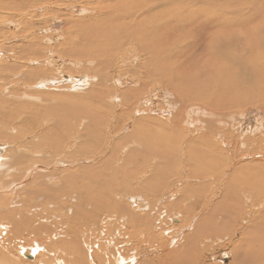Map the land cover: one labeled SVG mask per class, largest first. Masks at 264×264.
<instances>
[{
	"label": "rangeland",
	"instance_id": "obj_1",
	"mask_svg": "<svg viewBox=\"0 0 264 264\" xmlns=\"http://www.w3.org/2000/svg\"><path fill=\"white\" fill-rule=\"evenodd\" d=\"M55 1L50 0L51 5H41L33 10L27 9L28 0H0V24L3 15H14L12 26L0 25V112L6 122L18 127L27 116L30 117L34 113L37 125L27 131L21 129L19 135L24 134L23 140H30L31 144H36L38 148L49 145L42 142V139L52 140L53 149L58 150L56 157L62 160L54 162V167L51 168L55 169L52 181L45 183L44 190H47L58 182L53 188L54 193L50 195L49 191H44L40 186L25 195L19 194L21 190L17 189V203L14 206L22 212L27 211L25 215L30 219L32 214L29 215V211L43 206L42 213L45 215L47 226L42 229L48 233L49 241L43 240L44 233L36 234L35 229L40 228L37 223L27 221L28 226L17 231L11 222L0 219V224L4 225L2 230L0 229V264L51 263L57 259H62L66 264H90L86 261V249L83 244L90 247L96 240L97 243L110 241L111 247L117 252L131 256L133 264H264V249L262 250V244L258 242L262 234L257 232V228H253L263 220L258 218L261 207L257 206V203L251 204L250 208L245 206V210L241 211L232 209L233 222L231 217H228L225 220L228 224L224 225L228 229L220 231L218 227L222 219L224 221L229 215L225 213V209L220 210L223 205L230 203L224 204L223 201L226 190L224 184L215 179L208 183L207 189L202 192L207 200L204 207L195 187L197 182H188L183 188L186 175L201 172L206 166L205 158L200 163L196 162L200 160L199 154L205 153L202 145L189 144V138L209 132L202 126L207 117L201 113V104L194 99V93H200L203 100L206 98L208 105H213L216 101L208 99L213 90L207 87L217 88L216 73L210 76L208 85L204 86L206 77L199 78L188 66V44L166 55L168 64L172 65L173 57L180 63L177 68L172 65L167 76V80L172 83L170 89L165 86L163 80H147L143 75L145 52L139 50L125 32L120 34L114 48L104 49L110 50L105 57L89 59L84 63L83 59L64 56L63 52L67 46L62 39L61 30H64L65 24L62 13L72 11L73 17L82 18L88 12L95 11H91L94 8L84 2L83 6L80 2L77 3L80 8L76 11L53 4ZM223 1L232 0L217 1V4L221 5ZM244 2L246 4L249 0ZM255 6L253 12L246 11L249 4L241 12L242 23L246 16H251L248 17L249 20H245V28L249 31L255 23L258 24L263 19L264 3L257 0ZM20 10L22 13L17 14L16 11ZM31 11H35L36 15H29ZM27 24L32 27L23 29ZM175 25H178L177 22ZM204 28V21L191 22L184 25L181 31L176 29L175 33L179 34L180 38L181 33L190 32L198 34L199 39ZM229 30L236 32L238 26H232ZM11 31H16V34L8 33ZM1 34L7 35L4 40ZM36 34L45 38L34 40L40 37H36ZM45 40H51V45ZM47 45L48 50H44ZM27 48L32 51L28 52ZM36 50L39 52L36 53ZM105 60L110 61L109 67L101 68L96 65L97 61ZM34 70L42 74L34 82L23 86L24 82L21 81L27 78L24 74L32 76ZM103 76L107 77L108 83L99 86ZM154 76L155 74H152V77ZM39 78L52 82L45 87L38 84L35 87L34 83L39 81ZM76 84L80 85L78 91L75 90ZM126 90L128 92H125ZM176 91L183 95L184 99L178 98ZM31 93L35 100L27 101L22 98V95ZM173 95L180 104L173 98H167ZM48 101L53 105L44 104ZM47 106L54 109L48 110ZM7 109L14 111L12 115ZM261 110L263 108L258 103H249L237 108L232 106V109L222 113L208 111L212 114H227L220 126L213 127L219 128L220 132L215 136L206 135L215 137L213 140H220V146L226 152V164L220 166L224 170L223 176H226L230 166L237 162L239 165L260 164V168H255L264 171V166L261 165H264V112ZM156 119L169 126L161 128L164 123L155 122ZM227 119L230 121L227 122ZM172 121H178L179 126ZM55 126L58 128L57 136L46 132L49 127ZM255 128L260 131L253 138L252 131ZM166 129H171L172 132L167 133ZM241 132L244 133L243 136H240ZM149 136L156 144L150 142ZM246 137L249 139H244ZM167 139L176 145L172 150L157 145L166 143ZM128 143L137 147H130ZM3 146L0 156L6 157L8 147L14 145ZM104 160L110 161V165L98 167V162L102 164ZM99 168H106V173L99 176L101 184L95 185V178L89 177V169L94 172L96 169L99 171ZM221 169L218 168L217 171ZM80 171L84 174L86 183L83 188L77 187L73 178H70L74 172ZM40 173L41 171L35 172L37 176ZM180 174H184L182 179L178 177ZM110 175H113L117 183V190L130 192L127 193L129 198H116L118 215L109 219V225L98 235L79 234V229H86V232L90 233L88 228L92 230V223L99 214L97 212L91 220L84 215L91 210L86 206L92 201L90 188L97 190L102 198L106 192L105 183ZM236 188L237 185L230 186L231 190ZM38 190L42 191L46 198L40 199L36 193ZM3 193L5 191L1 194ZM66 193L75 194L67 200L74 209L71 215L60 210V203L66 205L67 199L60 194ZM79 197L87 203L84 205ZM261 197L264 198V194ZM22 201L23 205L20 203ZM133 207L143 208L133 215ZM206 210L210 212L208 231L195 235L200 216ZM48 217H53L56 222H49L46 219ZM74 218L81 219L83 224L81 221L76 224ZM50 224L56 225L55 231L49 228ZM62 226H65L67 233L57 234L56 231ZM258 228L259 232L264 230L261 226ZM63 234L66 236L60 237ZM72 239H76L77 246L73 250L60 245ZM35 245H40L37 247L42 249L35 252L31 259L22 255V248ZM172 253H175L174 259L169 256ZM235 254L236 257L241 256L237 262L234 260Z\"/></svg>",
	"mask_w": 264,
	"mask_h": 264
},
{
	"label": "bare ground",
	"instance_id": "obj_2",
	"mask_svg": "<svg viewBox=\"0 0 264 264\" xmlns=\"http://www.w3.org/2000/svg\"><path fill=\"white\" fill-rule=\"evenodd\" d=\"M217 1L221 0H56L53 4L77 11V9L80 8V5L77 3L80 2L83 6L84 2V4L94 8L91 11H95V13L88 12V14L82 18L73 17V14H71L73 13L72 11L71 13L69 11L62 13V18L65 20L64 30H61V32L63 31L62 39L63 43L67 46L66 50L63 52L64 56L83 59L84 63L89 59L105 57L116 45L120 34L125 32L133 39L134 45L137 46L139 50L145 52L143 58L145 68L143 71L144 78L150 81L157 79L161 82L163 80V83L169 89L172 84L167 80L169 71L172 65L177 68L180 63L173 57L171 59L173 61V63L171 62L172 65L168 64L166 55L168 52H176L182 49L184 45L187 46L190 44L188 66L195 71V74L199 78L206 77L203 81V85H208L212 74L216 73L215 76L218 77L216 89H213L212 86L207 87L213 90L210 93V98L208 97L210 101H216L213 105H208V101L206 98L203 100L200 93H194V99L201 104V113L204 117H207V120L202 123V126L204 125L205 129L209 131L207 132L209 136H215L220 130L219 128H213L214 125L220 126L222 120L227 116V114L219 115L215 113H222L232 109V106H236L237 108L249 103H258L263 108L261 112H264V12L262 16L263 19L258 24L255 23L254 27L251 26L252 29L249 31L245 28V20H249L248 17L251 16H246L244 23H242L241 19L243 15H241V12L248 4L249 7L246 11L253 12L256 9L255 2L257 0H249L246 4L244 0L223 1L221 5H218ZM259 2L263 4L264 0H259ZM28 3L27 9L33 10L41 5H51L50 0H28ZM16 12L17 14L22 13L21 10ZM34 13L36 12L31 11L29 15H36ZM74 14L76 15V13ZM199 21H204L205 23V28L200 32L201 35L199 39H197L198 34H190V32H186L185 34L181 33L179 38V34L177 35V33H175L176 29L181 31L184 25ZM176 22L178 25H175ZM12 24H14L13 14L3 15L1 17L0 25L12 26ZM232 26H238V30L236 32L230 31L229 28ZM26 27L31 28L32 26L27 24L23 29ZM8 33L15 35L16 31ZM1 36L4 40L7 35L1 34ZM35 36L39 37L40 35L36 34ZM41 38L45 37L40 36L34 40H40ZM45 41L50 45L52 43L51 40ZM185 42L187 43L185 44ZM194 43L196 46H194ZM48 47L47 45V49L44 48V50H48ZM109 47L110 50H104ZM26 50L28 52L32 51L31 48H27ZM38 52L39 51L36 50V53ZM109 64L110 61L107 60L96 62V65L101 68L109 67ZM83 66L86 67L85 64ZM72 72L75 71L72 70ZM41 74V72L38 73L35 72V70L32 76L24 74L27 78L21 81L24 82L22 85L26 87L28 84L34 82ZM152 74H155V76L152 77ZM75 80L79 81L80 79ZM51 82L52 81L39 78V81L35 82L34 85L35 87H37V84L45 87ZM102 83H108L106 76L102 77L99 86H103ZM118 83H120V80ZM75 87V90L78 91L80 85L76 84ZM125 92H128V90ZM175 95L180 99H184L183 95L177 91ZM22 98L27 101L36 99L33 93L24 94ZM167 98L175 99L174 95L172 97L168 96ZM44 104L53 105L50 101ZM47 107L46 109L48 110L54 109L49 106ZM7 111L11 112V115L14 112L10 109H7ZM208 111L215 113H208ZM16 114L18 113L16 112ZM3 117V113L0 112V119L2 120L0 123V134H2L0 136V152L3 151V145L12 144L14 146L8 147V155L6 157L0 156V212H2V214H0V219H6L11 222L17 231L26 228L28 222L37 223L40 228L35 229L37 231L36 234L40 232L44 233L43 240L49 241L48 233L42 229L47 226L45 215L42 213L43 206L29 211V215L32 214V219L25 215L27 211L22 212L20 208L14 206L17 203V189H20L21 192H19V194L23 195H25L26 192L39 189V186L44 190L45 183L49 184L52 181L51 177L55 173V169H51L54 167V162H62V160L56 157L58 156L56 152L58 150L53 149L52 140H48L47 138L42 139V142L48 143L49 145L38 148L36 144H31L30 140H26L25 138L23 140L24 134L19 135L21 129L27 131L37 125L38 121H36L34 113L30 117L27 116L24 121L20 123L19 127L14 126L12 123L10 125ZM229 121L230 119H227V122ZM155 122L164 123V126L161 127L164 129L169 126L160 119H156ZM170 122L171 121H168V123ZM172 122H175V125L179 126L178 121ZM57 130L58 128H56V126L54 128L49 127L46 132L51 136H57ZM165 131L167 133L172 132L171 129H166ZM259 131L260 129L255 128L252 131V137L255 138L257 135L256 133H259ZM16 133L17 135H15ZM207 134L199 137L191 136L189 138V144L196 143L202 145L201 147L205 153L199 154L200 160L196 162L200 163L205 158L206 166L201 172L186 175L183 188L188 185V182H197L195 187L197 194L201 198L200 201L203 202L202 206L204 207L207 205V200L202 192L207 189L208 183L215 179V181H220L224 184L226 190L223 194V201L224 204L230 203L226 206L223 205L220 210L224 211L225 209V213H229V215L225 217L224 221L222 219L221 225L218 227L220 231L221 229H228V227L224 226L228 224L225 221L228 217H231V222H233L232 217L234 214H232V209L241 211L245 210V206L250 208L252 206L251 204L254 205V203H257V206L261 207L258 218L263 220L260 221L258 225L253 224L257 225V227L254 226L253 228H257V232L262 234L260 237L261 240L258 242L262 244L263 250L264 230L261 229L259 232L260 228L258 227L261 226L264 229V198L261 197V195L264 194V186H262L264 182V171H259L255 168L256 166L260 168V164H254L253 166L250 164L239 165V162H237L233 166H230V171L226 176H223L224 170L221 169L220 166L223 163L226 164V158H224L226 152L221 148L220 140H213L215 137H206ZM243 134L244 133L241 132L240 136H243ZM262 135L264 134L262 133ZM224 136L227 137V135ZM244 139L249 138L246 137ZM149 140L151 143L156 144L150 136ZM127 145L130 147H137L132 143H128ZM157 145L160 148L168 150H172V147L176 146L170 139H167L164 144L159 143ZM184 148L186 149V146H184ZM98 164V167H105L110 165V161L104 160L102 164L99 162ZM261 165L264 166L263 164ZM218 168L221 170L217 171ZM36 171H41V173L37 176L35 174ZM89 172L91 175L89 177L95 178V185H97L101 184L99 176L106 173V168H99V171L96 169L94 172H91V169H89ZM83 175L81 171L77 173L74 172L70 175V178H73L74 184L79 188H83L86 185ZM178 177L182 179L184 174H180ZM223 179L224 182H222ZM57 183L58 182L52 185V188L48 187L47 190L44 191H49L51 195L55 192L53 188ZM233 184L237 185L238 188L231 190L230 186ZM105 188L106 192H104L105 194L102 198L98 195L97 190L90 188L89 193L91 194L92 201L89 203L82 201L81 197H79V200L82 201L84 205L87 203L86 206L88 210L91 209L88 213L84 214L88 220H91L96 216L97 212H99L96 220L92 223V230L88 228L91 232H86V229H79V234L98 235L109 225L108 220L118 215L116 198L125 196L129 198L127 194H130L129 191L117 190V183L113 175H110L107 179ZM2 191H5V193L1 194ZM36 193L40 199L46 198L42 191L38 190ZM205 194H207V192H205ZM74 195V193L60 194V196L67 197L66 205L62 202L60 203V210L63 213H68L69 215L73 213L74 209L67 203V200ZM77 196L80 195L77 194ZM20 203L21 205L24 204L23 201ZM8 208L10 209L8 210ZM142 208L143 207H138V209ZM138 209L137 207L131 208V213L135 215L136 212L141 211H138ZM209 215L210 212L208 210L202 212L200 223L196 226L195 235L208 231L207 223H209ZM46 219L49 222H56L53 220V217H48ZM74 221L76 224L80 221L83 224L81 219L74 218ZM205 223L207 225H204ZM3 227L4 225L0 224L1 230ZM49 228L55 231L56 225L50 224ZM65 230V226H62L56 233H67ZM220 231L214 230V232ZM65 236L66 234H63L60 237ZM97 241L98 240L90 247L83 244L86 249L84 253L87 263L133 264L132 257H127L117 252V250L111 247L112 243L110 241H101L99 243H97ZM185 243H187V241H185ZM60 245L68 250H73L77 247L76 239L62 242ZM37 246L40 245H35L31 248L24 247L21 249V253L26 249V251L33 256L35 252L42 249V247ZM169 256L174 259L175 253ZM240 257V255L236 257L235 254V262H237V259L239 260ZM38 264L66 263H64L62 259H57L51 263L39 262Z\"/></svg>",
	"mask_w": 264,
	"mask_h": 264
},
{
	"label": "water",
	"instance_id": "obj_3",
	"mask_svg": "<svg viewBox=\"0 0 264 264\" xmlns=\"http://www.w3.org/2000/svg\"><path fill=\"white\" fill-rule=\"evenodd\" d=\"M22 255L25 256V257H27V258H32V255H30L28 253V251H26V249L22 251Z\"/></svg>",
	"mask_w": 264,
	"mask_h": 264
}]
</instances>
